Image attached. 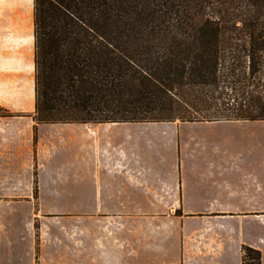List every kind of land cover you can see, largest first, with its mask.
I'll use <instances>...</instances> for the list:
<instances>
[{
  "label": "crops",
  "instance_id": "crops-1",
  "mask_svg": "<svg viewBox=\"0 0 264 264\" xmlns=\"http://www.w3.org/2000/svg\"><path fill=\"white\" fill-rule=\"evenodd\" d=\"M20 36L0 45V264H264V120L39 124Z\"/></svg>",
  "mask_w": 264,
  "mask_h": 264
},
{
  "label": "trees",
  "instance_id": "trees-1",
  "mask_svg": "<svg viewBox=\"0 0 264 264\" xmlns=\"http://www.w3.org/2000/svg\"><path fill=\"white\" fill-rule=\"evenodd\" d=\"M34 4L37 123L264 120V0Z\"/></svg>",
  "mask_w": 264,
  "mask_h": 264
},
{
  "label": "rangeland",
  "instance_id": "rangeland-1",
  "mask_svg": "<svg viewBox=\"0 0 264 264\" xmlns=\"http://www.w3.org/2000/svg\"><path fill=\"white\" fill-rule=\"evenodd\" d=\"M2 8L0 7V10ZM2 18L0 19V45L6 44L10 46L13 41L20 35L33 36L35 31L34 18H29L25 20H14L10 19V15L4 14L2 10ZM7 16L8 18H3ZM1 112V111H0Z\"/></svg>",
  "mask_w": 264,
  "mask_h": 264
}]
</instances>
